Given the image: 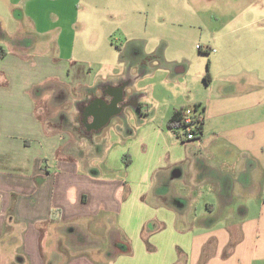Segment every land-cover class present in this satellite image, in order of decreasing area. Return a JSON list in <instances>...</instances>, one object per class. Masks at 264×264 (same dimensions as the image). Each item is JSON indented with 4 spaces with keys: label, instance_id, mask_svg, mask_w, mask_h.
Listing matches in <instances>:
<instances>
[{
    "label": "crops",
    "instance_id": "crops-1",
    "mask_svg": "<svg viewBox=\"0 0 264 264\" xmlns=\"http://www.w3.org/2000/svg\"><path fill=\"white\" fill-rule=\"evenodd\" d=\"M68 1L0 0L11 26L1 29L60 34L38 47L52 56L0 45L4 264H264V0L222 11L200 43L180 42L172 58L159 37L112 52L102 39L94 80L87 59L62 43L58 17L69 13L57 4ZM191 106L203 110L201 132L182 141L168 122ZM86 149L98 164L82 170ZM100 218L115 220L110 248L95 259L72 244L75 257L63 260L81 221Z\"/></svg>",
    "mask_w": 264,
    "mask_h": 264
},
{
    "label": "rangeland",
    "instance_id": "rangeland-1",
    "mask_svg": "<svg viewBox=\"0 0 264 264\" xmlns=\"http://www.w3.org/2000/svg\"><path fill=\"white\" fill-rule=\"evenodd\" d=\"M88 1H91L89 10L83 0H69L67 5L57 4L58 7H63L67 14L69 13L66 17L61 18L59 16L57 5L54 7V13L60 18L62 43L72 42V48L69 46L67 52H72L74 58L87 59L86 67L92 69V80L103 73V69L97 60L102 39L106 51L112 52L110 46L115 49V46L118 47V45L144 40L154 41L159 37L157 41L163 40L165 45V56L172 58L176 55L174 52L177 51V46H179L180 42L185 41L187 45L193 43V46L200 43L198 38L206 36L208 28L217 27L216 19L220 18L222 11H238L243 9L245 3L248 2L247 0H118L120 1L119 5H122V10L120 9L117 12L114 9L110 12L111 14H108L106 13L107 6L109 4H117V0ZM257 1L256 3H261L259 0ZM56 18L51 17L50 19L53 22ZM5 19V16L0 18L1 23L6 28L11 27L7 19L6 24L4 23ZM12 23L14 26H18L14 21ZM18 29L14 35L3 28L1 29L0 45L3 47L2 49L12 53L33 52L49 56L55 53L53 48L39 49L38 47L42 44H49L50 41H57L60 34L55 32H50L47 35L37 33L24 24L19 26ZM119 29L123 30L124 34H127L125 39L118 31ZM56 32H60L59 28ZM14 40H18L23 45H27L28 42L32 48L19 51L16 48L17 45L13 44L15 43ZM86 45V48H82ZM14 46L15 48H13ZM95 47L98 49L95 50ZM61 51L59 50L57 54L61 53ZM61 54L62 57L68 56L65 50ZM173 133L176 135V132L173 131ZM102 148H105V145ZM88 156L90 155L86 149L82 154V170L86 165L91 166L93 162L98 164ZM101 173L107 177L111 174L105 169ZM114 175L116 179L122 182L125 181L126 175L122 171ZM200 212L201 210H198L197 214H200ZM105 220L102 218L99 220L95 219L94 221H98L95 224L91 223V221H81L83 223L81 224L82 231H77L83 236L81 237V234L78 235L76 233L78 235L77 238L66 241V248L67 243L69 247L62 259L70 260L75 257L76 254L71 250L72 244L84 245L83 249L86 255L93 254V258L99 259V253H94V250L107 251L110 248L111 238L116 234V230L118 231L114 219L112 223L107 221V224H104ZM177 227L183 230L187 226L178 225ZM118 228L120 227L118 226ZM121 241L124 242V239ZM60 245L63 246L62 244ZM93 245H95V248H93ZM57 248H60L59 245ZM63 248L65 247L63 246ZM93 258L90 257V259ZM7 260L8 257H0V264L6 263Z\"/></svg>",
    "mask_w": 264,
    "mask_h": 264
},
{
    "label": "built area",
    "instance_id": "built-area-1",
    "mask_svg": "<svg viewBox=\"0 0 264 264\" xmlns=\"http://www.w3.org/2000/svg\"><path fill=\"white\" fill-rule=\"evenodd\" d=\"M200 120L202 121V116L199 117V114L192 107L183 109L180 120L181 126L174 129L176 137L182 141L194 140L198 136L201 126Z\"/></svg>",
    "mask_w": 264,
    "mask_h": 264
},
{
    "label": "trees",
    "instance_id": "trees-1",
    "mask_svg": "<svg viewBox=\"0 0 264 264\" xmlns=\"http://www.w3.org/2000/svg\"><path fill=\"white\" fill-rule=\"evenodd\" d=\"M205 80L207 81L208 80V77L206 76ZM198 114H199V117H201L203 115V110H199V107L198 106H191ZM185 109V108H183ZM183 109L181 110H178L176 112H174L168 122V129L170 131H174V129L178 128L181 126V114H182V111ZM201 119V118H200ZM200 125H202V121L200 120ZM201 132V126H200V129H199V132L198 134H200Z\"/></svg>",
    "mask_w": 264,
    "mask_h": 264
}]
</instances>
